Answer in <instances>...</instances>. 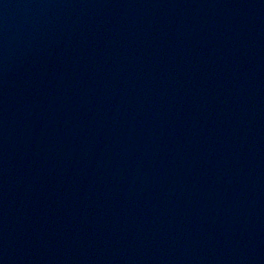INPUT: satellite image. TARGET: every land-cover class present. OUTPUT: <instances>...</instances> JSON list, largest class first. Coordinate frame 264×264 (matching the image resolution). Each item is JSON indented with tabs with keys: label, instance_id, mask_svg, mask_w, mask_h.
<instances>
[{
	"label": "water",
	"instance_id": "obj_1",
	"mask_svg": "<svg viewBox=\"0 0 264 264\" xmlns=\"http://www.w3.org/2000/svg\"><path fill=\"white\" fill-rule=\"evenodd\" d=\"M0 264H264V0H0Z\"/></svg>",
	"mask_w": 264,
	"mask_h": 264
}]
</instances>
